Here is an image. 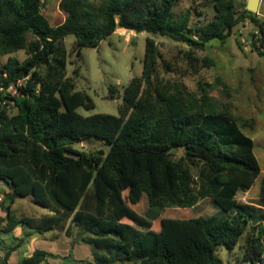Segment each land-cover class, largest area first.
<instances>
[{
	"label": "trees",
	"instance_id": "trees-1",
	"mask_svg": "<svg viewBox=\"0 0 264 264\" xmlns=\"http://www.w3.org/2000/svg\"><path fill=\"white\" fill-rule=\"evenodd\" d=\"M94 1L60 0L64 20L52 26L41 13V0H0V54L25 50L27 55L23 61L9 57L0 68V87L27 78L13 97L17 112L9 115L0 106V180L11 191L1 201L6 214L0 217V240L18 224L45 234L70 217L89 234L81 242L106 252L91 264H222L217 248L232 249L247 225L255 224L258 243L248 260L264 262V179L258 203L237 201V193L248 191L260 173L253 141L237 122L225 112L195 108L156 84L152 38L145 42L141 75L123 90L118 115L82 116L76 109L89 110L94 103L66 76L64 44L72 35L78 57L82 48L97 47L120 28L203 50L213 40L225 43L232 29L251 17L260 35L251 46L264 56V20L246 9L236 16L233 0H210L213 19L198 27L189 26L188 12L174 14L179 0ZM89 138L109 149L90 157L73 148ZM143 194L148 209H191L211 199L224 214L162 218L151 233L141 224L158 218L149 220L132 208ZM28 196L50 213L39 221L12 214L10 206ZM16 247L5 248L1 264H8ZM47 257L36 250L15 264H42Z\"/></svg>",
	"mask_w": 264,
	"mask_h": 264
},
{
	"label": "rangeland",
	"instance_id": "rangeland-1",
	"mask_svg": "<svg viewBox=\"0 0 264 264\" xmlns=\"http://www.w3.org/2000/svg\"><path fill=\"white\" fill-rule=\"evenodd\" d=\"M59 1L41 0V13L52 26L64 20V15L58 8ZM233 1L238 16L246 9L247 0ZM173 12L176 16L188 12L190 27L207 25L214 16L210 0H179ZM253 15L259 21L264 20V0H260L258 12ZM257 30L251 17H246L232 29L225 43L213 40L208 42L203 50H194L166 37L119 28L103 39L97 47L82 48L78 57L72 50L74 37L68 35L64 38L68 52L66 76L73 80L75 90L86 93L94 103V108L86 110L78 107L76 112L82 116L93 114L117 116L125 86L132 78L139 77L142 73L145 42L147 38H152L158 51L154 82L165 86L170 93L180 94L195 108L203 107L227 113L242 128V132L252 139L253 152L260 173L252 187L246 192L237 193L236 199L240 203H258L260 184L264 179V56H259L251 46L254 39L260 38ZM249 37H252L251 41ZM256 47L262 50L257 40ZM9 57L23 61L27 55L25 50L0 54V68ZM7 109L9 115L17 112L14 105H9ZM73 148L87 153L90 157L97 155L99 151L106 153L109 149L105 142L95 138L82 140L73 145ZM179 155L180 152L175 157ZM5 189V186L0 188V195ZM123 196H126L125 191ZM7 205L8 201H5L4 206ZM132 208L136 214L149 220L158 218L153 222L141 224L142 229L151 233L158 231L162 218L187 219L224 214L217 205H213L211 199L202 200L191 209H148L145 194L136 205H132ZM0 209L2 210L1 202ZM10 211L17 217L26 216L35 221L49 214L48 209L36 204L29 196L17 199L10 206ZM2 212L5 217V211ZM84 237H89V234L74 226L70 217L62 228L53 229L45 234H39L35 229L18 224L12 231L1 235L0 249L5 253V248L17 245L10 256L12 264L31 256L36 250L48 254L42 264H91L95 261L96 254L106 255L105 251L81 242V238ZM257 238V226L248 224L238 244L232 249L219 246L216 256L222 264H252L248 260L249 253L251 248L257 246ZM260 241H264V238ZM3 258L4 255L0 257V264ZM113 264L131 263L118 261Z\"/></svg>",
	"mask_w": 264,
	"mask_h": 264
},
{
	"label": "built area",
	"instance_id": "built-area-1",
	"mask_svg": "<svg viewBox=\"0 0 264 264\" xmlns=\"http://www.w3.org/2000/svg\"><path fill=\"white\" fill-rule=\"evenodd\" d=\"M257 34L259 33L257 32ZM26 80L27 78L21 79L16 84H11L7 88L0 87V106L8 107L9 105H13V97L17 94L18 87L24 85Z\"/></svg>",
	"mask_w": 264,
	"mask_h": 264
},
{
	"label": "crops",
	"instance_id": "crops-1",
	"mask_svg": "<svg viewBox=\"0 0 264 264\" xmlns=\"http://www.w3.org/2000/svg\"><path fill=\"white\" fill-rule=\"evenodd\" d=\"M3 186H5L6 189L4 190L3 194L0 195V199H1L0 202H1L2 199H3V195H6V194H8V193L11 192L9 186H8L7 184H5L3 181L0 180V188H2ZM47 213H50V211H48ZM0 217H1V218L4 217V214H3V212H2L1 209H0ZM12 253H13V252L10 253V255H9L8 259H7V263H8V264H12V263L10 262V256H11ZM3 255H5V253L3 252V250L1 251V249H0V257H2Z\"/></svg>",
	"mask_w": 264,
	"mask_h": 264
},
{
	"label": "water",
	"instance_id": "water-1",
	"mask_svg": "<svg viewBox=\"0 0 264 264\" xmlns=\"http://www.w3.org/2000/svg\"><path fill=\"white\" fill-rule=\"evenodd\" d=\"M259 4H260V0H247L246 10L253 14H257L259 9ZM249 39L251 41L252 37H249Z\"/></svg>",
	"mask_w": 264,
	"mask_h": 264
}]
</instances>
